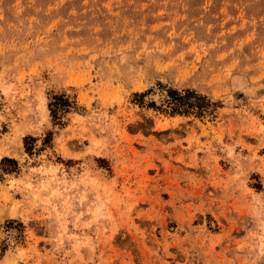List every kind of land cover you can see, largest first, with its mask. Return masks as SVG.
<instances>
[{"label":"rangeland","instance_id":"rangeland-1","mask_svg":"<svg viewBox=\"0 0 264 264\" xmlns=\"http://www.w3.org/2000/svg\"><path fill=\"white\" fill-rule=\"evenodd\" d=\"M0 264H264V0H0Z\"/></svg>","mask_w":264,"mask_h":264},{"label":"trees","instance_id":"trees-1","mask_svg":"<svg viewBox=\"0 0 264 264\" xmlns=\"http://www.w3.org/2000/svg\"><path fill=\"white\" fill-rule=\"evenodd\" d=\"M135 97H143V93H135ZM143 103L141 99L139 101ZM165 108L157 106L153 101L147 104L148 108L169 112L171 115H190L203 116L206 112H211L215 103L212 102L208 97L196 92L193 89L177 90L172 88L166 89L165 99L163 100ZM50 112L51 119L54 123L61 124V118L63 115L73 107V102L69 100L64 94H54L49 99L47 104ZM27 137H24L26 140ZM25 144V142H24ZM27 150L30 148L26 147ZM9 158H4L3 161H7Z\"/></svg>","mask_w":264,"mask_h":264},{"label":"bare ground","instance_id":"bare-ground-1","mask_svg":"<svg viewBox=\"0 0 264 264\" xmlns=\"http://www.w3.org/2000/svg\"><path fill=\"white\" fill-rule=\"evenodd\" d=\"M17 155V154H16Z\"/></svg>","mask_w":264,"mask_h":264}]
</instances>
